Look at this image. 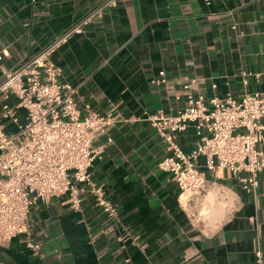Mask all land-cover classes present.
Segmentation results:
<instances>
[{"label":"crops","instance_id":"1","mask_svg":"<svg viewBox=\"0 0 264 264\" xmlns=\"http://www.w3.org/2000/svg\"><path fill=\"white\" fill-rule=\"evenodd\" d=\"M103 1L0 0V81ZM52 60L81 108L117 118L113 142H95L101 154L90 169L117 216L96 208L89 193L79 211L65 196L39 200L30 236L1 245V264H259L258 251L264 264V172L255 193L224 173L236 206H206L205 231L191 218L203 207L188 209L159 170L169 152L144 116L182 109L189 79L206 99L264 93V0H118ZM161 71L167 86L152 82ZM198 140L193 127L178 138L185 152Z\"/></svg>","mask_w":264,"mask_h":264},{"label":"built area","instance_id":"2","mask_svg":"<svg viewBox=\"0 0 264 264\" xmlns=\"http://www.w3.org/2000/svg\"><path fill=\"white\" fill-rule=\"evenodd\" d=\"M118 0H104L79 22L57 36L39 54L18 68L5 71L0 81V246L15 237L31 234L29 217L39 201L65 196L73 210L81 209V196L89 193L94 206L109 217L117 209L105 190L96 186L90 169L101 154L95 142L112 143L117 123L112 113H100L90 105L81 108L76 89L63 81V71L53 55L75 35L101 18ZM3 55L0 54V62ZM169 85L161 71L152 81ZM196 79L182 83L184 107L174 114L145 113L146 120L165 141L169 155L159 164L170 175L194 223L208 231V205L224 200L236 206L233 191L223 185L229 173L243 191L255 193L264 172V93L206 99L195 92ZM215 89L216 86H213ZM193 127L195 148L185 152L178 138ZM18 131V132H15ZM204 163L201 164V159ZM205 207V208H204ZM37 251L38 246L29 244ZM258 263L262 254L257 252ZM1 264V263H0Z\"/></svg>","mask_w":264,"mask_h":264},{"label":"bare ground","instance_id":"3","mask_svg":"<svg viewBox=\"0 0 264 264\" xmlns=\"http://www.w3.org/2000/svg\"><path fill=\"white\" fill-rule=\"evenodd\" d=\"M182 201H183L184 204H186V201H187V195H183V196H182Z\"/></svg>","mask_w":264,"mask_h":264},{"label":"rangeland","instance_id":"4","mask_svg":"<svg viewBox=\"0 0 264 264\" xmlns=\"http://www.w3.org/2000/svg\"><path fill=\"white\" fill-rule=\"evenodd\" d=\"M15 132H18V131H15ZM205 219L208 220V216H206Z\"/></svg>","mask_w":264,"mask_h":264}]
</instances>
